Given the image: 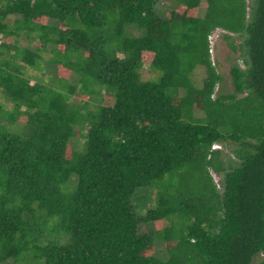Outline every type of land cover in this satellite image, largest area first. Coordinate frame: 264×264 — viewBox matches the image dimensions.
I'll return each mask as SVG.
<instances>
[{
  "label": "trees",
  "instance_id": "trees-1",
  "mask_svg": "<svg viewBox=\"0 0 264 264\" xmlns=\"http://www.w3.org/2000/svg\"><path fill=\"white\" fill-rule=\"evenodd\" d=\"M160 1L0 0V264H264V0ZM218 29L243 38L229 93Z\"/></svg>",
  "mask_w": 264,
  "mask_h": 264
},
{
  "label": "rangeland",
  "instance_id": "rangeland-1",
  "mask_svg": "<svg viewBox=\"0 0 264 264\" xmlns=\"http://www.w3.org/2000/svg\"><path fill=\"white\" fill-rule=\"evenodd\" d=\"M250 1V0H249ZM206 0H202L200 7H199V15H203L204 11L206 10ZM158 8L161 10L163 15H167L169 16L170 13L175 10V5L173 2L169 1V0H161L158 3ZM11 21L13 20V18L11 17L10 19ZM132 33H137L139 35H141L142 33L144 34L143 31L137 30L136 28H130ZM224 34H226L224 31H222L221 29H218L217 31H215L214 33V53H213V58L217 64V68L219 70V72L222 74L223 76V81L222 83L219 85L220 87L222 86V92L224 93H229L233 90V84H232V78L230 75V67L232 65V63L234 62V59L236 57H238L239 59L237 60V62H239L241 64V66L244 68L245 65L241 62L240 58L241 56V49H240V44L243 41V38L235 35L233 40L235 41V44L238 46V50L237 52H233V50L230 48V44H229V40H227V38H225ZM1 42V41H0ZM22 44L26 45L27 41L25 39H21ZM37 43V42H36ZM35 43V44H36ZM44 59H48L50 57V53H45L43 55ZM56 69H54V67L51 65L46 64V68H45V75H43V79L47 84H51L52 80L51 77L56 75ZM27 73L29 75H32L31 78V82L34 83L36 81L35 77L33 76H40L42 75L40 70H34L31 68H27ZM156 73L154 71H152L150 69V67L148 65H145L144 68L142 69V77L144 79L146 78H150V77H155ZM205 77V68L200 66L198 67L194 74H193V79L194 82L196 84V86H201V81L202 79ZM74 78L72 77V82ZM71 100L75 101V102H79L82 103L84 102V96H82L80 91H77L76 93H74L71 97ZM90 101V107H93V103H102L101 100L96 99V97H91L89 99ZM103 102H105V99H102ZM0 102H5L4 101V97L3 94L0 93ZM105 104V103H104ZM6 106H11V103H6ZM197 116H204V113L197 111L196 112ZM22 129H25L24 127ZM87 129V128H86ZM25 131H28L27 129ZM86 130H78L77 134L75 137L71 138V147L75 148V149H81L83 142L85 141L84 139V134H85ZM221 150H222V156L221 158L226 161V162H232L233 164L237 163V157L235 155L234 149H236L237 145L232 143V142H227V143H221ZM84 150L81 149L80 151L82 152ZM212 174L214 176L215 182L221 186L222 183V175H219L215 172L212 171ZM146 188H139L136 191V194L133 198L134 203L136 204V206H138L137 209V213L138 214H142L144 213L147 208H149V206H152L154 204V200H155V190H145ZM145 190V191H143ZM145 196H149L151 199L150 201L148 199H144L142 200V197ZM145 201L146 204L144 203ZM150 229V230H149ZM154 229V225L153 224H149V225H142L140 228V233H145L148 231H152ZM155 247L158 250V255L162 256L163 254V250H165V243L164 241L160 240V239H156L155 238Z\"/></svg>",
  "mask_w": 264,
  "mask_h": 264
},
{
  "label": "clouds",
  "instance_id": "clouds-1",
  "mask_svg": "<svg viewBox=\"0 0 264 264\" xmlns=\"http://www.w3.org/2000/svg\"><path fill=\"white\" fill-rule=\"evenodd\" d=\"M214 48V47H213ZM222 146H221V142H215L212 147L211 150H221Z\"/></svg>",
  "mask_w": 264,
  "mask_h": 264
}]
</instances>
